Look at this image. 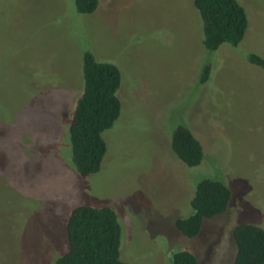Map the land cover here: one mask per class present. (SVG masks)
<instances>
[{"label":"rangeland","instance_id":"1","mask_svg":"<svg viewBox=\"0 0 264 264\" xmlns=\"http://www.w3.org/2000/svg\"><path fill=\"white\" fill-rule=\"evenodd\" d=\"M239 1L244 39L210 51L192 0H99L91 14L73 0H0V264H55L77 205L114 208L131 264H172L179 249L199 264H233V228L264 229V71L246 57H264V0ZM87 50L120 67L122 111L104 132L100 171L82 177L69 127ZM179 125L202 143L198 166L172 150ZM206 178L232 198L187 237L176 221Z\"/></svg>","mask_w":264,"mask_h":264},{"label":"trees","instance_id":"2","mask_svg":"<svg viewBox=\"0 0 264 264\" xmlns=\"http://www.w3.org/2000/svg\"><path fill=\"white\" fill-rule=\"evenodd\" d=\"M81 14L94 13L99 0H73ZM202 22L206 50L216 51L224 43L238 46L249 27V16L239 0H192ZM249 63L264 71V57L256 52L246 54ZM83 92L75 104L69 127L73 161L78 173L87 177L101 169L107 152L104 132L111 129L122 111L118 91L122 71L112 62L99 61L87 50L82 62ZM211 64L203 67L200 82L209 80ZM171 146L187 166H198L204 156L199 138L187 127L179 125L172 135ZM232 198L231 189L210 178L199 181L191 199L193 212L176 221L177 229L187 237L198 235L206 219L222 215ZM69 249L55 264H131L121 258L122 226L114 208L77 205L66 224ZM236 243L233 264H264V229L252 223H239L232 230ZM172 264H199L195 254L179 249L172 254Z\"/></svg>","mask_w":264,"mask_h":264}]
</instances>
